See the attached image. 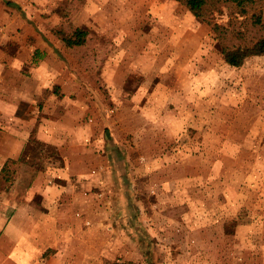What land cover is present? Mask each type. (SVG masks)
Instances as JSON below:
<instances>
[{
  "label": "rangeland",
  "instance_id": "rangeland-1",
  "mask_svg": "<svg viewBox=\"0 0 264 264\" xmlns=\"http://www.w3.org/2000/svg\"><path fill=\"white\" fill-rule=\"evenodd\" d=\"M12 129L0 264H264V55L177 0H0Z\"/></svg>",
  "mask_w": 264,
  "mask_h": 264
},
{
  "label": "trees",
  "instance_id": "trees-1",
  "mask_svg": "<svg viewBox=\"0 0 264 264\" xmlns=\"http://www.w3.org/2000/svg\"><path fill=\"white\" fill-rule=\"evenodd\" d=\"M197 19L210 26L223 61L240 67L250 57L264 55V0H177ZM227 11L228 24L214 21V14ZM85 32L76 31L68 45H81Z\"/></svg>",
  "mask_w": 264,
  "mask_h": 264
},
{
  "label": "crops",
  "instance_id": "crops-1",
  "mask_svg": "<svg viewBox=\"0 0 264 264\" xmlns=\"http://www.w3.org/2000/svg\"><path fill=\"white\" fill-rule=\"evenodd\" d=\"M28 132H24L23 134L22 133H17L14 131V129L8 131L7 133H0V143H6L5 146V150L8 151V150H12V149H15V145H17V143H24L23 140H25L27 137H28ZM4 150V151H5Z\"/></svg>",
  "mask_w": 264,
  "mask_h": 264
}]
</instances>
